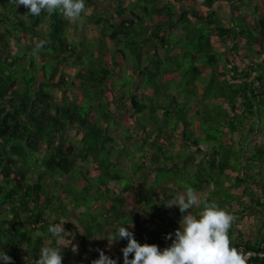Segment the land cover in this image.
Wrapping results in <instances>:
<instances>
[{
    "label": "trees",
    "instance_id": "trees-1",
    "mask_svg": "<svg viewBox=\"0 0 264 264\" xmlns=\"http://www.w3.org/2000/svg\"><path fill=\"white\" fill-rule=\"evenodd\" d=\"M3 1L0 250L12 257L11 264H36L41 248L54 244L49 224L62 223L68 233L73 212L81 227L80 251L67 246L65 233L63 264L91 263L99 257L92 256V249L117 227L129 220L134 229L142 226L145 216L139 203H152L151 209L176 195L173 182L178 177L195 175L196 180L189 181L196 191L216 186L207 201L219 207L237 200L223 192L232 180L235 187H242L243 196L264 210L255 193L264 179L259 181L248 171L264 169V143H257L258 137L249 144L245 154L249 163L241 174L242 150L257 118L260 133L264 128V0H203L200 6L192 0H117L113 19L106 17L111 10L91 18L82 14L79 20L101 25V33L89 44L71 38L70 21L61 12L26 17L23 5ZM98 1L86 0V7ZM221 1L232 4L235 12L227 24L214 9ZM41 41L43 46L37 49ZM125 64L127 71L119 75L117 69ZM166 73L169 79L162 80ZM171 85H177L184 100L168 93ZM56 89L62 92L60 97L54 94ZM191 110L195 111L190 114ZM118 116L121 124L134 126L121 131L124 146L112 133ZM70 129H75L74 136ZM132 131L140 138L133 149L126 145ZM179 134L181 148L176 150ZM147 145L156 150L148 152ZM124 157L139 178L121 169ZM150 171L152 185L136 187L137 180L148 181ZM165 171L172 172L169 179L163 176ZM34 175L37 180L32 182ZM119 182L121 189L117 186L115 193L113 184ZM166 208L163 213L177 216L179 210L169 213ZM158 211L163 214L161 208ZM147 215L155 218L151 212ZM160 224L169 231H163L164 237L152 234L148 243L163 249L171 243L166 235L176 228ZM248 237L233 245L238 249L259 245H252ZM125 244L120 242L121 247ZM111 256L121 257L123 264L120 251ZM254 263L264 261L248 262Z\"/></svg>",
    "mask_w": 264,
    "mask_h": 264
},
{
    "label": "clouds",
    "instance_id": "clouds-1",
    "mask_svg": "<svg viewBox=\"0 0 264 264\" xmlns=\"http://www.w3.org/2000/svg\"><path fill=\"white\" fill-rule=\"evenodd\" d=\"M13 2L16 5H23L28 10L25 13L26 17H39L42 12L53 14L59 11L67 20L74 22L86 11V0H13ZM42 46L43 41L36 45L37 49ZM162 204L167 208L177 207L183 214L179 227L165 237L171 241L167 247L161 249L157 244L139 242L135 237L134 224H122L110 237L102 239L108 242L109 250L112 245L126 241L120 249L123 264H248L251 254L235 247L229 235L235 217L219 207L215 201H203L199 213L193 214L190 209L201 204V197L194 189L188 187ZM48 232L54 238V244L41 248L36 264H63V249L68 246L64 243L67 232L64 224L50 223ZM98 251L99 257L92 261V264H120L121 257L113 258L104 250ZM256 261L259 260L253 262ZM11 262L12 257L3 249L0 250V264Z\"/></svg>",
    "mask_w": 264,
    "mask_h": 264
},
{
    "label": "rangeland",
    "instance_id": "rangeland-1",
    "mask_svg": "<svg viewBox=\"0 0 264 264\" xmlns=\"http://www.w3.org/2000/svg\"><path fill=\"white\" fill-rule=\"evenodd\" d=\"M5 1L6 0H4L3 2H5ZM133 1H136V0H133ZM186 1H188V0H186ZM192 1L194 2V5L200 6L203 0H192ZM116 2H117V0H99L97 4H93V6H91V7H86V11H85L84 15L87 16L88 18H91L95 13H99L101 11H106V10H111L110 11L111 13H109V14H107L108 11H106L105 13L107 15L106 14L105 15H106L107 18L113 19V17H116L115 12H114V9H115V6H116ZM214 9H216L218 11V13L221 15L224 24H227L229 22V20L231 21V4H228L225 1H221V3L219 5H217V4L214 5ZM232 9H233V7H232ZM234 14H235V12L233 10V15ZM69 25H70L69 33H70L71 38H73V39H75L77 41H84V42H86V44H89L92 40L96 39V37L101 33V25H97L95 23H91L90 20L84 21L83 19H81L79 21L77 20V21H74V22H69ZM0 40L1 41L3 40V35H0ZM107 41H108L107 45L110 48L113 49L112 42L110 40H107ZM213 41H218V38L214 36L213 37ZM174 43H175V41H174ZM10 50H13V47L10 48V49H6V52L3 53V54L6 55V53L8 51H10ZM1 55L2 54L0 53V56ZM127 67H128V65L125 64V68L124 69L121 70V69L118 68L117 71H119V70L122 71V72L119 71V75L122 74V73H124V72H126L127 71V69H126ZM68 72L71 75H74V73H75V71H73V70H68ZM115 78H117V77H115ZM161 79L162 80L163 79H167L168 80L169 79L168 74L167 73L164 74L163 77H161ZM139 80H141V78H139ZM168 93L169 94L176 95L178 97V100L179 101L184 100V97L182 95H179L178 94L177 85H171V87L169 88ZM54 94L57 97H60L62 95V92L60 90L56 89L54 91ZM112 94H114L116 96L115 92H112ZM163 111H164V109L161 108L160 111H159V116L160 117H162ZM194 111L195 110H191L190 111V114L193 113ZM118 118H119V116H118ZM121 119L122 118H119L118 119L119 122L117 123L116 127L114 129H112V133L117 137V144L118 145H121V146H124L123 145L124 142L121 140V137H120L121 131L122 130H128L129 131V129L132 130V129H134V126L132 124H130V123H128V124L127 123L126 124H121L122 121H123ZM136 127H138V125H136ZM131 134H132V136H131L132 139L129 140L126 145L128 147H130L131 149H133L134 148L133 142L136 139L139 140L140 138L139 137H136L137 136V133L135 131H132ZM69 135L74 136L75 135V129H70L69 130ZM230 135L231 134L228 133L226 135V137H230ZM234 137L236 139H238L239 138V134H237V133L234 134ZM256 137H258L257 138L258 143L264 140V128H262L261 133H260V130L257 132ZM256 137H255L254 140H256ZM181 138L182 137L179 134L177 136V138L175 139L177 141L176 144L174 145V148L176 150H178V149L181 148V145H180ZM203 147H204V149H206L205 146H203ZM225 147H227V146H225ZM243 149H244V147H243ZM146 150L148 152H154V150H156V149H152L149 145H147ZM209 150H211V149H209ZM139 157L140 156L138 155L135 158L138 160ZM248 163H249V161H247V164ZM233 164H234V160L231 162V165H233ZM82 165L83 166H86L87 165V162H83ZM149 165H150L149 162L146 161L145 167L147 168V167H149ZM120 167H121V169L125 170L126 173H127V175L130 176L133 179H137L141 175L140 173L134 175V173L132 172V169H131V162L126 157H124V158L121 159ZM257 170L259 172L262 171L261 168H259ZM243 172H244V169L242 171V155H241V174H243ZM162 174H163V176L165 175L166 178L169 179L170 176H171V174H172V172L171 171H165V172H162ZM76 175H77V177L80 176L79 173H77ZM93 176H94V173L91 172L90 177H93ZM261 176H263V175H261L260 173L256 174V177L258 178L259 181H263V179H264V177H261ZM178 178H176L174 180L175 182H173L174 185H175L174 186L175 189L178 187V188H180V189H182L184 191L188 187L193 188V186L190 183L189 179L196 178L195 175H193V176H191L189 178H186V180L178 179ZM31 180H32V182H35L37 180V176L34 175ZM195 180L196 179L191 180V181H195ZM153 181H154V172L153 171L152 172L150 171L149 174H148V181L144 183V182H141L140 180H137L136 187L139 186L141 188L142 187L143 188H148L149 185H152ZM120 183L121 182L114 183L113 184V185L116 186V189L113 188V191L115 193L118 191V187L117 186H119ZM210 187L213 188V185L212 184L211 185H208V187H206V189H208ZM119 189H121L120 186H119ZM227 191H228V188H224V191L223 192L225 193ZM175 193L177 194V192H175ZM143 194H144L143 191L141 192V190H139V196L141 197V196H143ZM152 205H153L152 203L146 204V205H140V203H139V207H142L143 208V210H142L143 211V213H142L143 216H145V215L148 216L147 214H149V212L152 213V211H154L155 213H157V212H159L158 211L159 208H161L162 213L165 211V210H163V206L164 205L162 203H159V205H155L156 208L155 207H151V209H150V206H152ZM69 207H70V205H69ZM81 210L82 209L78 210L77 212H79ZM158 214H161V213H158ZM153 215H154V213H153ZM176 215L180 218L181 215H183V214L180 211H178V213ZM75 216H76V213H74V212L71 213V217L70 218H72L73 220H71V223H70V231L68 233H66V236H67V234L69 236V239H68V242H67L68 247H70V249H72V250H76L77 251L80 248V245L79 244H80L81 227L79 226L78 221L74 218ZM161 216L162 215H158V217H156V215H155V218L158 219V221L160 222L161 221ZM164 216L167 217L165 219V221L168 220L166 222L168 224H172V223H170V220L171 219H169V218H172V216L171 215H167V216L164 215ZM165 221H162V223L165 222ZM128 223L129 224H133L134 222H133V220H129ZM140 231H141V234H143V228ZM134 232L137 233L136 229H134ZM138 236H139V234H137V237ZM141 237H142V235H141ZM47 243H48V245H50L52 243V240L51 239H48L47 240ZM98 250H104L106 252V254H108L110 256L111 255L114 256L117 251H120V244L117 243V244L112 245L111 246V250H109V248H108V242L106 240H103V241H101V243L96 248L92 249V256L93 257H98L99 256V251ZM90 259H92V258H90ZM91 263H88V264H91Z\"/></svg>",
    "mask_w": 264,
    "mask_h": 264
},
{
    "label": "crops",
    "instance_id": "crops-1",
    "mask_svg": "<svg viewBox=\"0 0 264 264\" xmlns=\"http://www.w3.org/2000/svg\"><path fill=\"white\" fill-rule=\"evenodd\" d=\"M261 143H264V140L259 142V144ZM254 164H258V161H254ZM257 169H259L258 166L252 169H248V171L252 174H255V176L256 174L260 173L261 175H263L261 177H264V171H263L264 169L260 172ZM206 187H208V185L205 186L201 190L200 189L198 191L195 190L198 193V195L201 197V204L194 207L193 209H190V212H192L193 214H198L201 209L198 211L196 209L201 208L200 206H202L203 201L208 200L210 197L211 198L213 197L211 195V191L217 190L216 186H213L214 189L212 187L206 189ZM225 188H228V191H227L228 193H230L231 195H235L237 197L236 198L237 200H234L231 203H223V205L221 206L223 209L227 210L235 217L232 223L230 232H229V235L232 238V243L234 244L235 241H238L237 239L241 240L243 236L247 235L249 236L248 238H249V241H251L252 245L257 246L264 239V210H263V207L258 206L257 203L255 202L256 200L254 201V199H251L248 196H243L242 187L240 188L235 187L232 184V180L227 181V183L225 184ZM174 192H177V193L183 192V190L180 188H176ZM255 193L257 195L256 198L260 200L259 201L260 204L262 203L264 204V196H263L264 195V185H262L259 189L256 188ZM168 197H171L169 200L173 198L172 196H168ZM216 200L219 201L218 198H216ZM177 210H179L177 207L168 208L169 213H177ZM152 213H154V215L158 214V212L155 213L154 211ZM161 215L162 216H161L160 222L156 218L152 219L149 216L145 215L142 226L136 229L137 233L139 234L138 236L139 242H141L142 244L148 243V239L149 237L152 236V234L156 236L163 235L162 237L165 236L163 231H169L170 227H164V228L161 227L160 223H162V221H165L167 217H165L164 215L167 216V213L165 212ZM169 219H171L170 220V223H172L171 225H173L177 229L179 227L178 222L180 221L178 220L177 216H173L172 218H169ZM166 221L163 223L164 224L167 223ZM142 228H143V234H141V231H140L142 230ZM121 248L122 247L120 245V249ZM254 264H263V263H254Z\"/></svg>",
    "mask_w": 264,
    "mask_h": 264
},
{
    "label": "built area",
    "instance_id": "built-area-1",
    "mask_svg": "<svg viewBox=\"0 0 264 264\" xmlns=\"http://www.w3.org/2000/svg\"><path fill=\"white\" fill-rule=\"evenodd\" d=\"M240 250H242L244 253L251 254L248 262H253L255 260L264 261V241H262L254 249H246L245 247H241Z\"/></svg>",
    "mask_w": 264,
    "mask_h": 264
},
{
    "label": "water",
    "instance_id": "water-1",
    "mask_svg": "<svg viewBox=\"0 0 264 264\" xmlns=\"http://www.w3.org/2000/svg\"><path fill=\"white\" fill-rule=\"evenodd\" d=\"M231 20H233V9H232V7H231ZM239 31H240V30H239ZM257 116H258V112H257ZM259 125H260V120L257 118V121H256V129H255V131H254L253 133H251V134L249 135L248 139H247L246 142H245L244 149H243V151H242V171H243L244 167H245L246 164H247L246 156H245L246 151H247V149H248V147H249V143L252 142L253 139L255 138L256 133H257L258 130H259Z\"/></svg>",
    "mask_w": 264,
    "mask_h": 264
}]
</instances>
